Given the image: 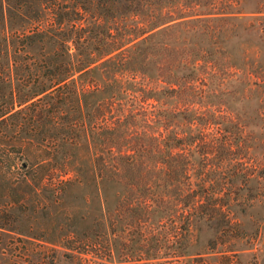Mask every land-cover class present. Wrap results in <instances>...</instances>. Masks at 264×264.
<instances>
[{
    "label": "trees",
    "instance_id": "1",
    "mask_svg": "<svg viewBox=\"0 0 264 264\" xmlns=\"http://www.w3.org/2000/svg\"><path fill=\"white\" fill-rule=\"evenodd\" d=\"M152 5L0 0V170L20 161L21 173L3 184L32 210L51 206L47 192L71 210L61 243L77 264H198L194 224H230L214 180L189 173L182 129L201 88L182 76L200 58L184 57L181 28L203 18ZM200 139L208 159L219 143ZM73 192L88 205L66 201Z\"/></svg>",
    "mask_w": 264,
    "mask_h": 264
},
{
    "label": "rangeland",
    "instance_id": "2",
    "mask_svg": "<svg viewBox=\"0 0 264 264\" xmlns=\"http://www.w3.org/2000/svg\"><path fill=\"white\" fill-rule=\"evenodd\" d=\"M90 1L99 13L119 14V0ZM149 1L154 14L203 18L181 28L184 57L195 50L200 58L198 70L192 73L187 66L182 76L185 81L198 80L201 88L195 106L183 102L182 129L189 143V173L214 180L230 224L196 222L189 253L202 257L198 264H264V0ZM210 115L216 123L204 125ZM203 133L219 143L208 159L200 142ZM19 168L20 161L15 168L3 164L0 170V264H77L61 243L73 230L71 210L54 203L49 192L39 200L50 198V207L32 210L17 202L21 192H11L3 180L15 184ZM77 199L88 205L79 192L66 201ZM183 264L197 262L188 258Z\"/></svg>",
    "mask_w": 264,
    "mask_h": 264
}]
</instances>
